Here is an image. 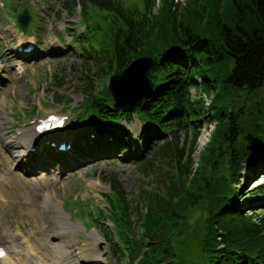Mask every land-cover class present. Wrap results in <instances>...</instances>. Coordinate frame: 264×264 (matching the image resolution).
I'll return each mask as SVG.
<instances>
[{
	"label": "trees",
	"instance_id": "16d2710c",
	"mask_svg": "<svg viewBox=\"0 0 264 264\" xmlns=\"http://www.w3.org/2000/svg\"><path fill=\"white\" fill-rule=\"evenodd\" d=\"M155 2H62L66 10L79 6L84 18L89 7L104 13L100 74L121 72L142 55L155 60L152 88L132 111L114 109L108 88H88L77 107L99 138L88 151H125L142 161L139 150L165 168L151 174L141 200L113 181L106 210L115 239L102 233L126 264H264V211L250 199H262L264 181L250 189L242 181L247 168L264 174V95L245 106V96L264 86V0ZM192 88L200 94L192 97ZM133 115L147 127L138 144L117 131L118 120ZM209 122L214 130L192 174L196 140Z\"/></svg>",
	"mask_w": 264,
	"mask_h": 264
},
{
	"label": "rangeland",
	"instance_id": "374dc122",
	"mask_svg": "<svg viewBox=\"0 0 264 264\" xmlns=\"http://www.w3.org/2000/svg\"><path fill=\"white\" fill-rule=\"evenodd\" d=\"M63 1L0 0V100H5L0 106V247L8 259H18L22 264H60L57 248L63 243L53 235L56 227L49 220L54 205H58L68 221L78 225L67 243L73 252L84 249L87 257L83 261L77 254L72 256L74 264H126L124 257L113 253L102 233V228H107L115 239L113 221L106 210L111 184L116 181L128 199L141 200L150 193L151 174L163 173L165 168L139 150L136 155L143 157L142 161L131 159L125 151H88L99 138L92 134L91 120L78 119L77 107L85 90L108 88L113 74H100L96 56L104 42L106 24L101 18L103 12L89 7L84 18L79 6L73 4L66 10ZM155 1L157 8L159 0ZM23 10L31 17L26 30L17 20ZM191 93L192 97L200 94L194 88ZM263 95L264 86L245 96V106ZM202 97L208 108L213 94ZM50 114L63 117L62 127L42 135V141L28 147L23 155L25 163L20 166L10 146L12 136L23 128H33L39 119ZM116 125L117 131L122 129L131 135L128 142L136 144L147 128L135 115L130 122L120 119ZM213 130L214 123L209 122L199 131L192 174ZM51 135L53 138H46ZM183 138L181 135L180 144ZM61 144L66 147L63 151L59 150ZM243 176L247 189L264 181V174L248 168ZM250 199L254 210L264 211V196L256 201ZM90 231L97 233L99 243L103 242L101 246L97 244V259L87 254ZM28 247L37 253L28 256ZM1 257L0 264H4Z\"/></svg>",
	"mask_w": 264,
	"mask_h": 264
},
{
	"label": "bare ground",
	"instance_id": "6f19581e",
	"mask_svg": "<svg viewBox=\"0 0 264 264\" xmlns=\"http://www.w3.org/2000/svg\"><path fill=\"white\" fill-rule=\"evenodd\" d=\"M5 100H0V106H4ZM38 124V122L36 123ZM35 124V125H36ZM35 125L33 128H23L21 129V132L16 136H12L10 141V146L13 148V152L15 153V160L20 161L19 165L23 166L25 163V159L23 158L25 150L34 144V142L42 141L45 137H41L37 134V130L35 129ZM54 135H51L50 137L46 138H53ZM30 143V144H29ZM28 144V145H27ZM24 159V160H23ZM3 177L0 176V179ZM49 202V197L44 198V207L47 208V204ZM49 220H51V223L54 227L53 235L56 238H59V242L63 244H59L57 248V253L59 258L61 259L60 264H74L72 256L78 255L81 260L84 261V259H87L86 256H84V249H78L76 252H73L74 250L70 248V244L67 243V238L70 236L74 231L78 229V225H75L68 221L67 217L61 212L58 205H54V211L49 217ZM62 222V226L60 223ZM58 226V227H57ZM81 226V225H79ZM89 242L86 243V245L89 246L90 250L87 254H91L89 256L90 258L97 259L99 257L100 251L97 248V244L99 243V236L95 231H90L88 234ZM26 240V239H25ZM24 241V240H23ZM66 242V243H65ZM29 245V244H28ZM32 247V246H31ZM35 249H31L30 247L27 248V254L28 256H34V253L36 254L37 251ZM4 264H22L21 261L18 259H8L7 254L3 255L1 257ZM57 259V258H56Z\"/></svg>",
	"mask_w": 264,
	"mask_h": 264
},
{
	"label": "water",
	"instance_id": "95a60500",
	"mask_svg": "<svg viewBox=\"0 0 264 264\" xmlns=\"http://www.w3.org/2000/svg\"><path fill=\"white\" fill-rule=\"evenodd\" d=\"M30 18L27 10H23L18 15L17 20L23 30H26ZM154 61L152 56H139L131 60L121 72L113 73L109 77L107 87L114 109L124 112L132 111L138 100L152 88L149 71ZM102 244L103 242L99 243V246Z\"/></svg>",
	"mask_w": 264,
	"mask_h": 264
}]
</instances>
